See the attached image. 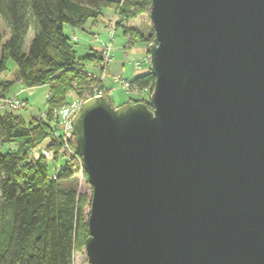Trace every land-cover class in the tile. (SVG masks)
<instances>
[{
    "label": "water",
    "instance_id": "obj_1",
    "mask_svg": "<svg viewBox=\"0 0 264 264\" xmlns=\"http://www.w3.org/2000/svg\"><path fill=\"white\" fill-rule=\"evenodd\" d=\"M150 3L147 102L71 122L87 262L264 264V0Z\"/></svg>",
    "mask_w": 264,
    "mask_h": 264
},
{
    "label": "trees",
    "instance_id": "obj_2",
    "mask_svg": "<svg viewBox=\"0 0 264 264\" xmlns=\"http://www.w3.org/2000/svg\"><path fill=\"white\" fill-rule=\"evenodd\" d=\"M150 4V0H0V74L6 73V61L11 59L17 66L16 80L26 88H49L45 115L31 117L28 124L19 111L0 109V264H74V254L84 248L91 197L59 185L74 176L75 169L58 154L62 142L53 135L51 115L54 108L66 105L69 92L80 95L95 85L108 94L103 83L90 77L89 68L103 67L102 51L90 49L77 58L74 40L63 28L88 31L85 24L102 22L108 10L118 16L115 27L127 38V46L139 42L147 46L153 29L147 34L129 31L128 22L147 13ZM31 27L33 35L25 48ZM5 30L9 37L4 41ZM153 80L148 70L129 82L137 92H150ZM11 84L0 77V96L8 97ZM11 141H19L17 149L2 152ZM44 149L51 156L43 155ZM59 157L65 158V165L49 174L47 159Z\"/></svg>",
    "mask_w": 264,
    "mask_h": 264
},
{
    "label": "rangeland",
    "instance_id": "obj_3",
    "mask_svg": "<svg viewBox=\"0 0 264 264\" xmlns=\"http://www.w3.org/2000/svg\"><path fill=\"white\" fill-rule=\"evenodd\" d=\"M104 12L109 13L108 10ZM103 23L104 19L102 22H98L94 31H91V28H88V31H82L80 29L70 28L68 25L64 26L63 29L70 36V38L73 35L76 37V41H72V45L76 51L77 58L83 57L86 53L90 51V49L101 50L103 43L109 42V38H107L106 31L103 28ZM128 26L129 31L132 30L133 32H136L140 30L143 31L145 34L150 32V30L152 29L150 19L147 18L146 13L142 14V16H139L134 21L128 22ZM72 30L75 33H73V35L71 33ZM5 32L6 33L4 41L9 37V32H7L6 30ZM94 33L97 34V36L93 38ZM32 35L33 31L31 27L24 41L25 48L30 43L29 41ZM114 38L115 40L111 46L112 50L111 59L109 60L110 62L108 64V73L102 83L104 84L107 90V94L110 97L111 105L116 108L120 107L121 104L136 102L140 100L141 97L140 94L136 91L129 92L126 89L122 88L120 84L114 82L113 78L119 75L123 79H126L128 81L133 80L135 77L140 76V74L146 73L149 70V60L146 57L143 59L140 58L142 54H145L146 50L148 51V45L146 46V44L139 42L134 45L127 46V38L122 35V32L119 29L116 30ZM124 47H126L128 58H125L123 55L125 51ZM132 59H137L138 61L144 60L139 69L134 68ZM6 65V74L7 76H9L8 78L12 80V84L10 85V88L6 91V95H14L18 98H24V100L28 101L27 107L20 108L17 114L21 115L23 120H25L27 124L30 122L31 117H37L42 115L44 116V112H46V110L48 109V86L41 85L39 87L26 88L19 80H16L17 66L14 64V62L11 59H7ZM89 69L93 72H99L98 67ZM76 98L77 95L74 92H69L68 94H66L64 104L74 102ZM51 119L52 122H54V119L52 117ZM57 130L59 133L61 132V130ZM18 142L19 141H11L10 143L4 144L1 147V151L5 153H10L11 151H14L19 146ZM65 161L66 160L63 157H59L55 161L48 158L47 163L49 174L56 173L59 168L65 165ZM71 164H73V162ZM74 169V176L67 178V180H60L59 185L66 188H68L69 186H73L78 191H83L89 197H91V185L87 183L86 173H84L83 168L74 167ZM73 262L74 264H89L87 262L84 248H82L81 252H76L74 254Z\"/></svg>",
    "mask_w": 264,
    "mask_h": 264
},
{
    "label": "built area",
    "instance_id": "obj_4",
    "mask_svg": "<svg viewBox=\"0 0 264 264\" xmlns=\"http://www.w3.org/2000/svg\"><path fill=\"white\" fill-rule=\"evenodd\" d=\"M118 16L114 15L113 12L104 13L103 19L104 24L103 28L106 31L107 38H109V42L103 43L102 51H103V67L99 70V72H91L90 77L91 79L102 83L104 78L107 76L108 71V64L109 60L111 59V46L115 40L114 35L117 30L115 27V23L117 21ZM97 34H93V38L96 37ZM71 40L76 41V37L73 35ZM125 58H128V53L125 50L123 53ZM148 59V57H147ZM149 60V59H148ZM144 60L138 61L137 59H132V63L135 69H139L141 64ZM114 82L121 85L122 88L126 89L127 91H136V89L132 86L131 82L126 79H123L121 76L114 77ZM151 91V90H150ZM137 92V91H136ZM140 94V99L138 101L147 100L150 93L148 89H144L141 92H137ZM148 93V95H147ZM104 96L103 89L96 87L95 85L91 88L87 89L85 92L77 95V98L74 102L64 105L61 108H54L52 111V118L54 119L55 127L53 135L62 142L60 149L58 150L59 155H64L66 160L70 163L73 162L74 167H81L83 168L81 162V156L77 151L74 150L73 147V140H72V129H71V122L76 114V112L80 109L81 104L84 103L87 99L93 97H100ZM146 97V98H145ZM27 107L26 101L23 98H18L16 96H0V109L1 110H10V111H19L20 108ZM61 130L59 133L58 130ZM41 153L45 156H51V152L44 149Z\"/></svg>",
    "mask_w": 264,
    "mask_h": 264
},
{
    "label": "crops",
    "instance_id": "obj_5",
    "mask_svg": "<svg viewBox=\"0 0 264 264\" xmlns=\"http://www.w3.org/2000/svg\"><path fill=\"white\" fill-rule=\"evenodd\" d=\"M97 24H98V23H95V22L93 23V22L89 21V22H87V23L85 24L84 27L91 28L90 30H91V31H94V30L96 29ZM71 33H72V35H73V33H74L73 30L71 31ZM74 34H75V33H74ZM145 57H146V58L148 57L147 50L145 51V54H142V55H141L140 58L143 59V58H145ZM137 71H138V70H137ZM0 77L3 78V79H5V80H10V79L8 78L9 76H7L6 73H1V74H0Z\"/></svg>",
    "mask_w": 264,
    "mask_h": 264
}]
</instances>
